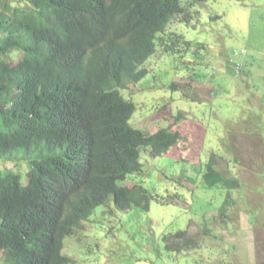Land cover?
I'll list each match as a JSON object with an SVG mask.
<instances>
[{
  "label": "trees",
  "instance_id": "trees-1",
  "mask_svg": "<svg viewBox=\"0 0 264 264\" xmlns=\"http://www.w3.org/2000/svg\"><path fill=\"white\" fill-rule=\"evenodd\" d=\"M196 6L205 0H0V264H74L64 241L98 207L149 211L144 187L119 183L141 171L142 151L160 157L185 138L131 128L125 92L158 45L191 51L167 30L198 21ZM214 164L204 183L234 188Z\"/></svg>",
  "mask_w": 264,
  "mask_h": 264
},
{
  "label": "rangeland",
  "instance_id": "rangeland-1",
  "mask_svg": "<svg viewBox=\"0 0 264 264\" xmlns=\"http://www.w3.org/2000/svg\"><path fill=\"white\" fill-rule=\"evenodd\" d=\"M205 5L192 8L198 21L176 18L167 30L191 51L172 56L158 45L146 78L125 92L136 107L131 128H170L185 141L160 157L142 151L141 171L119 184L144 187L149 211L98 207L64 241L74 264H264V0ZM211 157L234 188L204 183Z\"/></svg>",
  "mask_w": 264,
  "mask_h": 264
},
{
  "label": "clouds",
  "instance_id": "clouds-1",
  "mask_svg": "<svg viewBox=\"0 0 264 264\" xmlns=\"http://www.w3.org/2000/svg\"><path fill=\"white\" fill-rule=\"evenodd\" d=\"M214 162H215V160H214ZM214 167H215V164H214ZM216 168V167H215Z\"/></svg>",
  "mask_w": 264,
  "mask_h": 264
}]
</instances>
